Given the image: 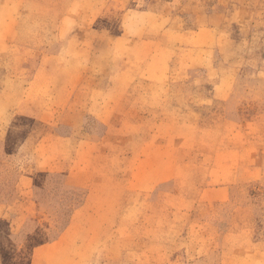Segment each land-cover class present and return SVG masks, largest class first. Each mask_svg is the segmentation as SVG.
I'll use <instances>...</instances> for the list:
<instances>
[{
    "label": "rangeland",
    "instance_id": "1",
    "mask_svg": "<svg viewBox=\"0 0 264 264\" xmlns=\"http://www.w3.org/2000/svg\"><path fill=\"white\" fill-rule=\"evenodd\" d=\"M148 37L180 74L148 77ZM160 145L180 172L148 183ZM242 148L258 178L198 200ZM68 224L99 243L87 264H264V0H0V264Z\"/></svg>",
    "mask_w": 264,
    "mask_h": 264
},
{
    "label": "crops",
    "instance_id": "2",
    "mask_svg": "<svg viewBox=\"0 0 264 264\" xmlns=\"http://www.w3.org/2000/svg\"><path fill=\"white\" fill-rule=\"evenodd\" d=\"M191 34L192 42L199 40L200 37H198L197 31H191ZM181 37H184V33L181 34ZM163 49L165 47L162 44L148 37V77L151 79H159L161 76L172 77L182 72V68L178 66V59L175 67H169V70L165 69V67L169 66V62L165 61L168 50L165 52ZM226 74L225 78L216 82L211 88L212 90L209 94L212 95V98L208 101L210 104L222 103L228 105L230 103L236 91L234 85L237 77L236 67L234 65L228 67ZM244 125L246 126L247 124ZM154 147L148 149V183L158 181L159 184H165L175 179L180 172V164L175 156L177 149L163 145ZM247 152L248 149L242 148L241 151L225 150L216 153L210 176H214L217 184L212 188H204L198 200L208 204L222 205L227 201L228 190L233 183L241 180L245 181L249 174L252 177L248 180L257 179L256 174L261 171V168L251 163L243 162ZM70 169L64 181L65 186H73L74 188L87 191V183L76 177L74 178L72 172L70 174ZM244 175L245 177H243ZM71 232L73 230L71 225L68 224L55 240L37 246L33 251L32 264H87V260L91 256L94 257L93 250L98 248L97 245L99 243L93 237H74Z\"/></svg>",
    "mask_w": 264,
    "mask_h": 264
}]
</instances>
